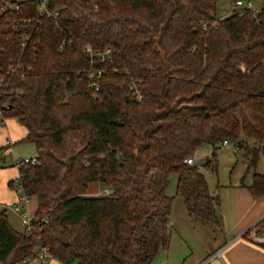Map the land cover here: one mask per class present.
Masks as SVG:
<instances>
[{
    "label": "trees",
    "instance_id": "trees-1",
    "mask_svg": "<svg viewBox=\"0 0 264 264\" xmlns=\"http://www.w3.org/2000/svg\"><path fill=\"white\" fill-rule=\"evenodd\" d=\"M216 4L46 0L51 17L0 0L3 118L38 151L8 182L35 197L37 229L1 210L0 264H22L38 236L62 264H152L169 245L172 171L187 214L222 230L218 194L184 161L203 144L235 142L252 170L240 186L264 196V1L222 18ZM204 166L216 170L214 150ZM89 182L112 192L86 194ZM252 228L264 248V216Z\"/></svg>",
    "mask_w": 264,
    "mask_h": 264
},
{
    "label": "rangeland",
    "instance_id": "rangeland-1",
    "mask_svg": "<svg viewBox=\"0 0 264 264\" xmlns=\"http://www.w3.org/2000/svg\"><path fill=\"white\" fill-rule=\"evenodd\" d=\"M263 1L264 0H252L253 8H259ZM233 2L234 0H217L215 16L222 18L229 15L234 7ZM7 123H9V136L12 140V143L10 147L5 148V151L3 149L4 152L0 156V164L4 163L11 168L9 171L13 172L14 170L17 171V166L15 165L16 160L21 157L35 156L34 154L37 155L38 151L33 142L22 140L26 134L24 126H22L19 122H15L13 119H10V122ZM1 128L2 127H0V129ZM241 139L245 140L248 144H255V140L252 138L241 136L240 140ZM4 142L5 140L1 133L0 147L6 146V144H2ZM212 150L215 151L216 155L215 171H213L211 168H208L207 166H204V162L206 158L210 156ZM243 152V149L238 148L235 142L229 140L228 144H221L216 148H213L210 144H203L197 148L195 153L192 155L194 158V164L197 165L205 175L209 189L213 191L214 194H218L221 203L219 208L222 211L227 209L226 199L229 200L231 197L230 185L236 182L240 183L242 177V182L244 184H248L251 181L252 170L246 172L247 159ZM254 170L259 173H264V158L262 156L259 157ZM176 180L177 173L175 171L170 172L168 175V184L165 188V194L172 197L171 211L168 219L170 224V234H172L173 239L176 238L175 235L178 233L183 237L184 240L182 243L181 240L176 238L178 242L175 243L178 247L176 244H173L174 250L171 252L172 254L170 257L172 261L176 260L175 264H180L182 261L184 264H192L193 261L197 262L201 256L206 255L204 254V250L200 245V242H202L201 240L205 238L216 240L220 237L222 230L213 228L203 222L200 224L201 221L198 222V220H195L197 221V224H194V220L193 222L192 220L190 222L187 220L186 216H183V214L186 215L187 212L183 205L182 196L176 191ZM104 187L105 186L100 182H89L86 194H102L104 193ZM2 189H0V192L5 191L7 193V198H14L16 201L17 196L13 191V188L10 187L7 190ZM4 208L5 214L13 222V226L20 230L23 229L20 222V217L14 210V204H12V202L7 203L6 200V204L0 203V211ZM28 209L31 213H34L36 209L35 197H30ZM215 240L213 242H215ZM171 263L174 264V262ZM71 264L75 263L73 262ZM152 264L161 263H159V260L155 259L152 261Z\"/></svg>",
    "mask_w": 264,
    "mask_h": 264
},
{
    "label": "crops",
    "instance_id": "crops-1",
    "mask_svg": "<svg viewBox=\"0 0 264 264\" xmlns=\"http://www.w3.org/2000/svg\"><path fill=\"white\" fill-rule=\"evenodd\" d=\"M10 119L18 122L15 118H4L0 126L2 127L0 134L2 133L5 140L2 144H6V148L10 147L12 143L9 136L10 127L9 123H7L10 122ZM4 151L2 150L0 152V156ZM34 155L36 156V154ZM9 169L11 168L4 163L0 164V189L4 188L2 190L9 189L8 182L15 180L18 176V168L17 171L14 170L13 172L9 171ZM105 189L106 187H104ZM13 191L17 196L16 190L13 189ZM2 192H0V203L6 204V200L7 203H15L14 198H7V193L5 191ZM230 193L231 197L229 200L226 199L227 209L222 211L219 208L222 216V231L220 237L216 240L209 238L202 239L200 245L206 255L201 256V259L199 258L200 260L198 259L197 262L193 261L192 264H264V248L257 241L251 239L248 233L246 234V231L264 216V196L258 198L252 197L245 187L240 186L239 182L230 185ZM2 210L5 212V208ZM183 216H186L190 222L194 220L187 213L186 215L183 214ZM6 217L13 229L19 232L22 230L15 228L10 218L7 215ZM196 222L194 220V224H197ZM175 236L183 243L184 239L181 235L176 233ZM176 238L173 239L172 234H170L168 247L166 249H160L153 261L157 259L161 264H170L171 262L175 264L176 260L172 261L170 256L174 250L173 244L178 242ZM214 240L215 242H213ZM181 263L184 262L182 261ZM44 264L62 263L51 257Z\"/></svg>",
    "mask_w": 264,
    "mask_h": 264
},
{
    "label": "built area",
    "instance_id": "built-area-1",
    "mask_svg": "<svg viewBox=\"0 0 264 264\" xmlns=\"http://www.w3.org/2000/svg\"><path fill=\"white\" fill-rule=\"evenodd\" d=\"M233 11L240 12L243 9H251L255 11L256 9L252 6V0H234L233 2ZM38 9L41 13L46 14L47 16L55 17L57 15L56 10H49L46 5V0H38ZM8 106V103L6 102H0V119L3 118V110L5 107ZM229 140H223L222 144H228ZM37 160V156H31V157H21L18 160H16L15 165L20 167L24 164H33ZM185 163L187 164H194V158L192 156H188L184 159ZM17 192V199L14 203V210L16 213H18L20 217V221L22 224V232L27 236L30 235L33 231L37 229V221L35 220L34 213H31L28 209V203L30 200V197L26 195L21 186L17 185L16 188ZM106 194H110L112 190L110 188H106L104 190ZM249 237L257 242H260L263 240V235L261 232L256 230L255 228H252L248 232ZM51 258V254L49 252L48 246L42 243L41 238L38 236L33 250V255L27 259H24L22 261V264H44L47 259Z\"/></svg>",
    "mask_w": 264,
    "mask_h": 264
}]
</instances>
